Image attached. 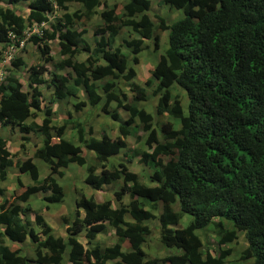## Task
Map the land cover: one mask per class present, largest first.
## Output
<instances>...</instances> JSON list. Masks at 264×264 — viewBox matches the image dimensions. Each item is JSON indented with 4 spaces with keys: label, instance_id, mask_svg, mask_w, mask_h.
I'll list each match as a JSON object with an SVG mask.
<instances>
[{
    "label": "trees",
    "instance_id": "obj_1",
    "mask_svg": "<svg viewBox=\"0 0 264 264\" xmlns=\"http://www.w3.org/2000/svg\"><path fill=\"white\" fill-rule=\"evenodd\" d=\"M35 1L37 5L32 4L24 17L0 7V53L23 42L39 55V62L26 69L24 90L15 73L23 63L9 60L12 73L0 82V128H16L21 141L28 134L40 137L31 157L48 172L16 192L13 202L0 196V264H224L230 255L225 245L234 242L238 233L245 245L238 258L264 264V0H159L167 10L180 11L181 17L167 22L154 15L155 23L146 14L148 0H125L121 5H107V0ZM73 4L77 10L68 13ZM94 13L98 23L91 44L83 36ZM35 28L38 32L30 33ZM122 28L135 37L113 46ZM163 32L166 49L148 70L144 86L155 83L150 92L156 97L155 115L169 119L158 125L157 141L148 133L152 116L135 106L146 94L144 87L132 82L131 65L137 63L143 42L152 40L155 47L157 33ZM54 42L58 59L54 72L46 74L45 65L52 62L49 45ZM80 52L84 60H73ZM64 68L70 73H59ZM44 74L47 100L38 89ZM102 80L99 94L94 83ZM116 81L128 84V102ZM171 88L184 93L183 107ZM78 90L89 107H99L113 122L119 121L117 109L126 113L113 139L94 138L91 128L71 120L70 113L60 125L51 124L45 101L68 102ZM111 103L115 110L109 112ZM82 106L79 101L71 107L78 112ZM134 122L145 134L144 150L126 157L122 151ZM68 124L92 158L83 157L79 145L64 139ZM118 155L126 163L137 158V164L148 169L147 180L153 186L143 185L124 161L116 160ZM71 164L84 167L83 183L93 191L120 186L112 193L113 208L109 201L93 203L91 196L77 197L74 208L59 216L64 234L60 237L26 203L39 193L44 195L45 210L60 204L63 193L53 176L61 177V170ZM12 165L18 174L33 178L36 166L31 158L12 164L0 137V182ZM124 196L125 204L120 202ZM184 215L189 221L176 227ZM211 227L214 254L202 250L196 235ZM108 231L113 244L94 243ZM152 231L167 252L162 258H146L142 250Z\"/></svg>",
    "mask_w": 264,
    "mask_h": 264
},
{
    "label": "rangeland",
    "instance_id": "obj_2",
    "mask_svg": "<svg viewBox=\"0 0 264 264\" xmlns=\"http://www.w3.org/2000/svg\"><path fill=\"white\" fill-rule=\"evenodd\" d=\"M6 0H0V7H9L10 9L14 10L17 14L24 17L28 11V9L32 6V4H35V0H27L24 3L20 4H11L5 2ZM149 1V9L147 11V15L150 17L151 21L155 23L156 19L154 18V15H158L162 18H164L167 22H171L172 20L176 19L177 17H181L180 11H172L167 10V7L164 4H159V0H148ZM125 0H107V5H111L113 3L115 4H123ZM37 5V4H35ZM34 7V6H33ZM37 7V6H35ZM32 8V7H31ZM78 8V5L73 4L69 6L68 13H72L76 11ZM56 14H53V20L56 18ZM98 23V18L96 16V13H94L91 17L88 23L85 24V34L83 38L92 44V30L95 26V24ZM46 27V25H44ZM75 27H79L77 24H75ZM38 29L35 28L30 31V33H37ZM129 30L122 28L118 35L116 36V39L114 40L113 46H117L118 42L121 39H129L133 38V34H129ZM29 34H26V37H28ZM166 33H157V45L154 47V43L152 40L144 41L142 47V51L137 55V63L135 65H131L133 67V70L135 72V76L133 79V83L138 85L139 87L143 88L145 86V81L149 80V74L148 70L152 68L157 61L158 57L164 54V51L166 49ZM50 47V55L52 57V62L45 65L46 68V74L54 72L53 63H55L58 59L57 56V49H56V43H51L49 45ZM4 50H1V53H3ZM123 53H126L125 50H121ZM128 56V55H127ZM6 61L2 66L1 69L5 73L6 76L8 74L12 73L10 71V65L9 60L11 59H19L23 65L19 67L15 73L17 74V82L20 84L21 90L25 89V83H26V77H27V67L30 65H33L35 63L39 62V55L37 52V49L33 46H31L29 43H20L14 51L10 52L6 55ZM85 58V54L81 53L76 55L73 60L82 61ZM129 58V57H128ZM101 63V62H99ZM62 75H66L67 73H70V70L68 68L62 69L60 71ZM46 74H44L41 79L42 82L40 85H38V89L43 92L44 99L47 100L48 98V92L49 89L46 88ZM105 82V80L95 82V86L97 87V92L100 94V86ZM116 87L119 89L120 92H122L126 96L127 102L130 99V94L128 93V84L116 81L115 82ZM155 83L151 82L148 86L144 87L146 99L143 102H139L135 104L137 108H141L147 113H149L152 116V129L148 132L149 136L155 137V140H159V135L157 132V127L160 123L168 121L169 119L167 116H157L155 115V105H156V97L150 96V92L154 88ZM172 95H175L180 103V106L183 107L186 98L184 93L179 90L178 88H171ZM82 101L83 105L78 112H73L72 105L76 102ZM44 103V102H43ZM46 106L50 107V116H51V124L54 126H58L62 123L64 119L67 118V113H70V119L73 121H77L79 124H81L83 127L91 128L92 136L96 139H99L101 135H105L109 137L110 139H113L117 134V124L120 121H123L127 118L126 113L120 108L117 109V114L119 116L118 122H113L110 120V118L107 117V115L102 114L100 111H98L97 106L89 107L86 102L85 95L81 90H78L76 98H70L68 102H61V103H47L45 101ZM107 110L110 112L112 110H115L114 103H111L108 105ZM36 123H39V119L36 118L34 120ZM72 124H68L65 127L64 130V139L68 142L72 143L73 145H79L76 141V134L71 129ZM129 135L125 139V149L122 151V153H125L126 157H129L132 155V152L134 150H144L143 140L145 138V134L142 133L140 130V126L134 122L131 126H129ZM147 135V134H146ZM0 136L5 137L6 140V149L10 154L11 157V163L15 164L16 162H20L25 160L26 158H31V163L35 165V174L33 178L30 177L29 174H18L16 168L14 165H12L10 168L6 169V176L5 180L3 182H0V190L2 196L1 199H6L9 202H13V197L16 194V192H21L22 189H24L27 185H31L33 180H42L45 175L48 172L47 167L38 162V160L32 159L31 154L33 152L34 147H37L40 144L41 138L38 136H34L31 134L26 135V140L21 141L19 133L17 132L16 128L10 129L9 127H1L0 128ZM80 146V145H79ZM81 147V146H80ZM81 155L83 157H87V159L90 157L92 158L91 153L86 152L81 147ZM120 155V154H119ZM116 156V160H122L125 159L120 158L121 156ZM89 158V159H90ZM112 160V157L109 159V161ZM137 158L130 159V161H124L125 165L127 166V169L134 173L138 180L143 183L145 186H153L150 182H148L147 177L149 176L148 169H143L142 166L138 165L136 162ZM62 176L58 177L56 175L53 176L55 182L57 185H59L62 189L63 193V200L60 204L57 205H50L47 206L45 210V204L41 201L43 194L36 193V195L31 196L28 199V202L26 203L27 206H29L30 210L33 213H37L41 218L44 220V222L48 225V227L51 229L52 233L54 235L61 234L63 236L62 228L60 227L59 223V216L68 214L70 208H74V201L79 196H84L85 198L92 197L93 203H100L102 201H109L110 207H115L116 202L113 199L112 193L114 191H118V188L120 186V183L114 185V186H106L103 187L100 191H93L89 187L85 186L83 183V173H84V167H77L73 164L69 165L67 168L62 169ZM121 203L125 204L127 202L126 197H122L120 200ZM24 205V204H22ZM23 217V216H22ZM189 221L188 216H182L179 220L176 227L181 228L187 224ZM154 226V223H151ZM225 226L229 227V224L227 222H224ZM213 228H206L204 230H198L196 231V235L199 238L201 244H202V250L206 248L209 252H213L216 250V237L214 235ZM94 243H98L101 247L110 246L113 244V238L109 231L105 235L98 236ZM157 239L155 236L154 231H152V234L147 236L145 238V244L142 246V250L144 251L146 258H162L164 257L167 252L166 250H163L159 247L157 244ZM244 243L242 240L241 233H238L236 236V239L234 242L230 244H226L225 248H229L230 255L225 259L224 264H250L251 260H240L239 252L244 248ZM125 250V249H124ZM127 251V250H126ZM29 249H25V253H28ZM31 264V263H29ZM110 264V263H108Z\"/></svg>",
    "mask_w": 264,
    "mask_h": 264
},
{
    "label": "clouds",
    "instance_id": "obj_3",
    "mask_svg": "<svg viewBox=\"0 0 264 264\" xmlns=\"http://www.w3.org/2000/svg\"><path fill=\"white\" fill-rule=\"evenodd\" d=\"M166 33V32H165ZM9 39H10V41H13L12 39H13V37H9ZM20 43H22V42H20ZM19 43V44H20ZM18 44V45H19ZM18 47V46H17ZM17 47H15V48H12V47H8V49H6L1 55V57L3 58L2 60H0V70H1V72L2 73H4L3 72V70L1 69V66L5 63V62H7L6 61V55L7 54H9L11 51L13 52L14 51V49H16ZM6 75H5V73H4V76H3V78H1V80H0V82L4 79V77H5ZM1 137V136H0ZM1 138H3V137H1ZM3 139H5V137L3 138ZM6 141V140H5ZM7 143V142H6ZM59 223H60V221H59ZM60 227H61V225H60ZM62 233V232H61ZM63 234V233H62ZM58 236H60V237H63L64 236V234H63V236L61 235V234H59Z\"/></svg>",
    "mask_w": 264,
    "mask_h": 264
},
{
    "label": "built area",
    "instance_id": "obj_4",
    "mask_svg": "<svg viewBox=\"0 0 264 264\" xmlns=\"http://www.w3.org/2000/svg\"><path fill=\"white\" fill-rule=\"evenodd\" d=\"M3 76H4V73H2L0 70V80H1V78H3Z\"/></svg>",
    "mask_w": 264,
    "mask_h": 264
}]
</instances>
